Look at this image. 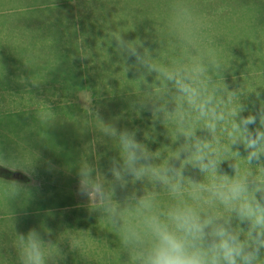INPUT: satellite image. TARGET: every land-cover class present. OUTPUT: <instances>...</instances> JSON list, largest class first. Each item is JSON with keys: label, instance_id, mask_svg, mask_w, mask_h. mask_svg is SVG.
<instances>
[{"label": "clouds", "instance_id": "1", "mask_svg": "<svg viewBox=\"0 0 264 264\" xmlns=\"http://www.w3.org/2000/svg\"><path fill=\"white\" fill-rule=\"evenodd\" d=\"M191 16L187 6L173 9L185 54L171 63L154 60L139 38L109 34L121 77L130 70L136 77L130 109L149 112L152 123L143 139L137 128L102 123L117 155L106 170L99 156L83 157L79 192L117 235L125 264H264V98L229 90L217 58L189 53ZM160 135L169 142L151 150ZM51 236L18 233L19 264H55L62 253Z\"/></svg>", "mask_w": 264, "mask_h": 264}, {"label": "rangeland", "instance_id": "2", "mask_svg": "<svg viewBox=\"0 0 264 264\" xmlns=\"http://www.w3.org/2000/svg\"><path fill=\"white\" fill-rule=\"evenodd\" d=\"M79 4L83 12L81 21L85 23L86 32H89V43L80 42L77 38L79 43L76 47L73 46L74 49L67 51L62 46V50L58 51L63 52L68 59L63 64L60 62L56 64L58 59L56 49L60 44L54 27H45L43 23H40L39 27L34 29L18 26L13 31L9 28L16 37L22 39V43H12L11 38L6 36L12 33L8 30L0 34V157L8 153L11 158L15 152L16 157L22 159L23 164V170H21L23 173L21 177L18 176L22 182L21 185L14 187L13 184L11 186L7 181L0 179V202L11 199V204L16 207L42 206L44 208L41 212L45 214L44 210L49 207H52V210L69 211L71 208L79 209L89 206V200L79 192L77 173L79 162L83 157L88 155L90 160L95 155L100 157L103 145L114 146L113 141L103 136L100 130L101 124L114 122L118 127L137 128L139 131L147 130L143 128L144 125L140 127L141 122L149 125L148 118L143 114L136 116L130 113V116H126L128 113L123 108L125 105L123 103H120L121 107L117 105L116 111L113 91L119 88L115 76L118 72H111L114 78L112 81V77H108L101 66L105 60L103 56L110 51V46L105 43L103 23L107 21L114 29L116 23L124 18L128 20L129 25L137 20L140 21L141 18L137 15L139 13L135 12V6L131 2L126 3L120 0H85L82 3L73 1L66 7L69 5L77 8ZM43 7L45 5L39 3L33 6L38 9ZM69 10L72 12L71 8ZM75 10L78 12L79 8ZM22 15L24 21L29 22L31 19H43L42 13L32 12L31 15ZM16 17L11 18L9 14H5L0 23L22 19ZM70 17L77 18L74 15ZM133 28L134 25L130 27L129 32ZM67 39L68 36L65 35L63 41L66 42ZM96 39H98L97 42H95ZM98 47H101L103 56L97 54ZM83 50H87L88 54L83 55ZM114 62L118 65L121 63L120 58ZM128 63H132V60ZM118 66L122 67V64ZM72 69L75 70L73 73L77 74H71ZM229 75L236 83H240L235 75ZM69 78L70 82H67L65 79ZM86 78L96 79L94 83L91 82V87H96L99 95H92ZM75 79L80 80L82 85L74 88ZM46 80L52 82H45ZM83 85L84 87H81ZM120 86L123 87L122 84ZM110 99L112 101H109ZM116 102L118 103V100ZM133 119L138 122H134ZM62 142H65L73 151L71 157L66 158L60 155L58 149ZM56 143H59L57 147ZM90 147H94V153H90ZM10 148H15V151L10 153ZM38 158L43 162L42 164ZM101 161L102 159H99L98 163L100 164ZM40 165L44 168H40ZM29 166H33L34 169L29 170ZM101 168L107 169L103 166ZM43 179H47L48 183L42 184ZM70 179L76 183L74 187L76 195L70 194L71 191L68 194H50L52 185L49 184V180L50 183H58L59 186L66 184L67 190H70L72 181L67 182ZM61 189L63 188L60 187L59 190ZM42 199L44 202L48 199V205L39 204ZM8 213L11 215L15 212L10 210ZM62 217L63 215H47L43 218V226H41V231L46 236L49 231L52 233V242L64 239L63 256L59 264H74V261L79 259L82 264H86L100 247L99 264H125L124 258H118L113 263V258L108 255L102 258L103 246L108 242V236L102 238L105 243L96 241V230L102 233L104 229L97 215L79 216L78 219L83 222L76 221L65 229L61 226Z\"/></svg>", "mask_w": 264, "mask_h": 264}, {"label": "trees", "instance_id": "3", "mask_svg": "<svg viewBox=\"0 0 264 264\" xmlns=\"http://www.w3.org/2000/svg\"><path fill=\"white\" fill-rule=\"evenodd\" d=\"M73 1L82 3L85 0H0V20L4 18L5 14H9L11 18H15L18 15L19 16L16 18H22L7 20L0 23V34H3L4 30L12 32L9 28H12L14 31L18 26L34 29L39 27L40 23H43L45 27H54L57 30L56 38L60 44L56 49L58 53L56 64L58 62L63 64L68 59L63 52L58 51L62 46L68 51L74 49L73 46L76 47L79 40L80 42L89 43V32H86L85 23L81 21V17L83 16V12L80 9L81 5L79 4L77 8H73L69 5L66 7L68 3ZM120 1L126 3L131 2L135 6V12L139 13L137 15L138 17L140 16L141 19L129 25L128 20L124 18L122 21L116 23L114 27L115 31L107 21L103 23L105 43H108L106 45L110 46V51L108 53L112 55L109 59H105V55L103 56V53H101L103 44L100 48L98 47L96 49L97 54H101L103 59H105L101 66H103L102 68L107 72V76L112 77V81H114V78L111 72H118V75L115 76L117 77L119 88L113 91L115 94V109L117 105L121 107L122 105L120 103H123L125 104L123 108L126 109L128 113L126 116H130V113L134 114L130 109V103L137 94V84L135 83L136 77L133 72H128L125 76L121 77L122 67L118 66L121 65V63L117 65L114 62V60L119 57L114 54L115 42L112 41L111 45L109 44V34L112 33V31H119V33L128 40L139 38L143 41L144 47L149 50L154 60L161 63H171L185 54L183 47L176 37V28L173 23V9L177 5L187 6L192 13L191 20L189 21V29L192 34V43L189 47V53L191 55H200L203 53L206 56L217 58L222 64L220 73L221 82L225 84L229 90H238L246 94L248 100H254L253 95L249 91L250 89H254L255 91H260L262 93L261 98H264V0ZM38 3L45 5V7L40 9L33 8V6H36ZM69 7L72 12H70ZM78 8L79 11L76 12L75 9ZM32 12L42 13L43 19H31L30 22L24 21L25 19H23L24 17L22 14L31 15ZM71 15L77 16V18L70 17ZM133 25V30L129 32L130 27ZM65 35L68 36L66 42L63 41ZM6 36L11 38L12 43H22V39L16 37L14 32L6 34ZM77 38H79V40H77ZM97 41L98 39L95 40V42ZM73 72H75L74 69H72L70 73L73 75L77 74ZM229 74L235 75L240 83H236L229 77ZM240 76H242V78H240ZM103 78L104 77H102V79ZM65 80L70 82V78ZM85 80L89 82V90L92 91V95H99L98 89L96 87H91V82L94 83L96 79L91 80L86 78ZM148 80L153 81L154 77L150 76ZM79 81L78 79L74 80V88L78 87V85H82ZM45 82L51 83L52 81L46 80ZM120 84H122L123 87H121ZM81 87H84V85ZM139 87L143 89V85ZM116 100H118V103ZM109 101H112V99ZM118 113L120 114V110H118ZM142 114L148 118L149 125L151 126L150 113L144 112ZM133 121L138 122L135 119H133ZM149 125H147L146 122L145 124L142 122L140 123V127L145 129H148ZM157 131L164 133V126L162 124L157 125ZM143 132V129L138 132V139H143ZM168 142L169 141L164 135H160L156 143H149V148L154 151L166 145ZM116 155L117 149L115 145L113 147L103 145L100 150V159H102V161L99 165L107 168L109 160ZM223 167L230 172L227 163H225ZM18 176L20 175L0 167V179L15 183L19 180ZM43 203L45 202L43 201ZM52 214L58 216L63 215V224L61 226L64 229L69 225L72 226L76 221L79 223L83 222L78 219L79 216L85 217L92 215L89 211V206L79 209L71 208L69 211H48L46 214L40 216L41 219L38 224V230H42L43 218ZM106 236H108V242L103 246L102 258L104 255H108L110 258H113L112 263L118 260V258H124L126 260L125 254L120 252V242L117 235L105 227L102 233L96 230V241L103 242L102 238ZM9 243L5 245L7 255L6 253L0 254V264H19L18 257L12 258V252L8 251L11 249L13 242ZM53 243L58 245L59 248H62H60L62 253L64 239L61 241L57 239ZM100 248L96 249V252L92 254V258L86 264H99L101 259L99 253ZM0 249L2 250L3 247ZM61 256H63V254ZM61 261L62 258L59 257L55 263L59 264ZM76 263L82 264L81 259L75 260L74 264ZM50 264H53V262L50 261Z\"/></svg>", "mask_w": 264, "mask_h": 264}, {"label": "crops", "instance_id": "4", "mask_svg": "<svg viewBox=\"0 0 264 264\" xmlns=\"http://www.w3.org/2000/svg\"><path fill=\"white\" fill-rule=\"evenodd\" d=\"M26 141L29 144V141L27 139H26ZM58 145H59V143H56V147ZM58 150L60 152V155L63 157L69 158L73 155V151L69 149V146L66 145L65 142L61 143V146ZM9 151H10V153H12L13 151H15V148H10ZM69 154H70V156H69ZM16 156L17 155L14 152L13 156L11 158L9 157L8 153H7V155L0 157V167L3 169H6L8 171H12L18 175H21V173H23L21 171V170H23L22 169L23 164L21 163L22 159H20L19 157H16ZM32 160L33 159H31V162L33 163ZM38 161L41 164L43 163L39 158H38ZM40 168H42L41 165H40ZM28 169L33 170L34 167L29 166ZM39 178H41V177H39ZM39 178H36V179L38 180ZM31 181H33L32 178H31ZM70 181H72V180L70 179L67 182H70ZM7 182L9 185L13 184L14 187H17V185L19 186L22 183L19 180L16 181L15 183H11L9 181H7ZM41 182H42V184L48 183V180L43 179V180H41ZM49 184L52 185V190L50 191V194H52V195L57 194V193L68 194L69 191H71L70 194L76 195V192H74V187L76 185L75 181L71 182L70 190H67L68 187L66 184L59 186L58 183H55V184H53V182L50 183V180H49ZM60 187L63 188L64 190L63 189L59 190ZM23 201H26V200L23 199ZM11 203H12L11 199L7 200L6 202H4L3 200H2V202H0V248L3 247L2 250L0 249V252L6 253V255H7L5 245L9 242H13L11 249L8 251L12 252V254H11L12 258H17L18 257L17 250H16L17 234L18 233H26L28 230L33 229V228L38 229L39 228L38 224H39V221L41 219L40 216L44 215L45 213L41 212V210H43L42 206H40V207H31V206L26 207L25 206V207H23L20 205V206L16 207L15 205H12ZM40 203H43V199L39 202V204ZM47 203H48V199H46V201H45L46 205H48ZM7 204H9V205L6 208H3ZM10 210H14L15 213H13V214L11 213V215H10V213H8ZM44 211H46V213L48 211H52V207H49L47 210H44Z\"/></svg>", "mask_w": 264, "mask_h": 264}]
</instances>
